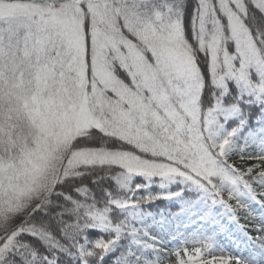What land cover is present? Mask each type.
Listing matches in <instances>:
<instances>
[{
    "label": "snow or ice",
    "instance_id": "6c2138e0",
    "mask_svg": "<svg viewBox=\"0 0 264 264\" xmlns=\"http://www.w3.org/2000/svg\"><path fill=\"white\" fill-rule=\"evenodd\" d=\"M0 264H264V0H0Z\"/></svg>",
    "mask_w": 264,
    "mask_h": 264
}]
</instances>
